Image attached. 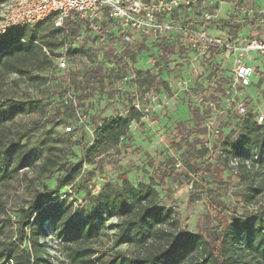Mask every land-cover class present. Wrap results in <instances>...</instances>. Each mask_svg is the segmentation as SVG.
<instances>
[{
    "label": "rangeland",
    "instance_id": "obj_1",
    "mask_svg": "<svg viewBox=\"0 0 264 264\" xmlns=\"http://www.w3.org/2000/svg\"><path fill=\"white\" fill-rule=\"evenodd\" d=\"M6 2L0 0V17ZM263 7L264 0H197L167 13L166 19L185 18L197 23L202 13L208 10L217 14L219 21L231 20L236 23L244 31L245 37H253L264 32V18L259 11ZM248 9L253 11L252 15L246 12ZM253 20L256 23L250 25L249 21ZM36 23L28 26L33 28ZM84 27L83 22L71 23L66 27L68 33L64 34V31L55 29L51 20L42 25L44 35L55 43L52 45L53 52H49L50 65L40 70L36 58H22L32 76L40 74L45 77L46 81L42 84L38 79H28L0 66V102L11 98L28 104L33 102L35 106L34 109L27 106L24 112L4 123L0 138L6 146L13 147L11 143L23 134L20 143L15 145L17 151L29 150L38 156L34 164L0 181V221L3 224L0 250L16 242V221L22 209L31 206L34 201L66 197L74 208H89L106 183L122 185L124 179L134 185L143 182L154 185L159 202L177 211L179 229L209 240L225 227L231 232L235 213H257L263 216V166L249 158L243 160L227 153L220 145V141L227 136L237 138L239 118L244 116L239 117L234 111L229 114L227 110L221 111L222 107H217L221 112H210L200 121V126L206 128L209 117L214 118L210 136L207 137V133L202 130L192 132L195 127L189 106L197 107L202 116L206 107L214 102L208 99V93L205 92L209 86L208 76L212 72L210 65L201 60L195 73L177 38L166 40L138 35L136 41L128 45L114 32L107 42L103 38V31L95 33ZM108 27V24L103 23L104 30ZM208 29L210 33L220 35L227 32L224 28H214L213 24ZM68 35H83L84 38L82 41L73 40ZM64 38L70 40V69L80 73L81 83L74 87L77 95H83L78 105L83 109L81 112L89 116L92 133L103 117L117 114L126 117L136 95L144 90L157 92L166 101L165 107L157 108L146 118L138 122L132 120L128 137L121 143V152L104 155L98 167L95 166L98 156L93 163L85 159L87 148L94 140L93 134L78 125L75 126V132L65 130L73 116L68 109L60 107L58 99L66 79V70L59 69L57 64V57L63 52L60 42ZM158 42L172 45L174 53L164 58ZM252 55L257 59L249 64L259 66L262 71L261 56ZM212 59L214 63L220 64L225 76H230L231 61L221 53ZM97 66L103 69L104 85H101L98 77L86 80L83 76L85 71L93 72ZM260 71L257 70L256 75L252 76L253 84L247 90L246 97L247 111H251L255 117H258L259 112H264V76ZM261 77L263 82L257 84ZM177 80L185 81L187 89H177ZM162 81L166 84H162ZM215 93L220 94L221 91ZM261 124H264V120ZM208 139L209 143L205 145ZM48 159L56 163L50 166ZM44 162L49 165L47 171L40 168ZM195 168L206 169L212 200L226 207L217 216L210 213L208 202L202 195V182L194 174ZM77 171L79 174L73 177ZM249 187H258L259 190L251 191ZM54 190L56 192L50 195ZM115 222V217L104 222V233L92 243L95 255L102 254L106 258L117 249L126 254L137 250L126 243L114 246ZM43 227L46 231L40 234L39 240L45 243L52 261L69 264L62 244L51 235L46 222ZM233 247L237 248V245ZM233 247L228 245L224 255H233ZM246 258L249 264H257L251 254Z\"/></svg>",
    "mask_w": 264,
    "mask_h": 264
},
{
    "label": "trees",
    "instance_id": "obj_2",
    "mask_svg": "<svg viewBox=\"0 0 264 264\" xmlns=\"http://www.w3.org/2000/svg\"><path fill=\"white\" fill-rule=\"evenodd\" d=\"M48 20L54 24L53 17L48 16L38 21L33 28L19 27L0 35V66L20 76L38 79L41 84L44 83L45 77L40 74L32 76L30 69L22 62V58L30 60L36 58L40 70L50 65L49 52H53L52 45L55 43L47 39L42 28ZM81 22L84 24L81 18L73 17V19H66L64 25L67 27L71 23L81 24ZM220 22V28L227 29L232 36H236L242 29L231 20ZM250 24H255V21H250ZM55 29L64 31L57 26ZM63 33L67 34L68 30ZM68 37L73 39L75 36L68 35ZM63 42L64 40L60 42V46ZM158 46L160 50L162 49L164 58L174 53L170 44L158 42ZM218 53L220 52L213 48L202 58L212 68L208 76L209 86L205 90L208 93V99L212 101L216 100L214 93L222 92V86L227 83V76L222 73L220 64L214 63L212 59ZM65 70L66 79L58 99L60 107L72 113L73 119L70 123L74 124L72 132H75V126L78 124L75 121L73 109L67 102L65 103V96L69 86L75 93L74 87L81 83L80 73L75 69L71 70L70 66ZM102 71V67L97 66L93 72L85 71L83 76L86 80L98 77L101 85H104ZM261 75L264 76V73ZM261 82H263L262 77L257 84ZM162 84L166 83L162 81ZM75 95L78 100L83 97L77 93ZM27 106L31 109L35 107L33 102L28 104L11 98L0 102V129L4 123L24 112ZM80 110L83 111L82 108ZM189 110L194 119L195 129L192 132L205 131L206 128L200 126V121L201 117L210 115L211 107L207 106L202 116L195 106H189ZM227 113L230 114L233 111L230 109ZM141 116L139 110L131 108L126 117L117 114L109 118H101L93 128L94 140L87 148L86 161L93 163L98 156L95 162V166L98 167L104 155L110 152L119 154L122 147L121 138L127 139L132 120L138 122ZM88 117L86 115V122L90 125ZM239 120L240 128L237 138L225 137L220 141L221 147L227 153H232L243 160L249 158L264 168V124H258L251 111H247L244 118ZM78 127L84 128L80 125ZM22 136L23 134L11 143L13 147L6 146L0 138V181L9 179L13 173L34 164L38 159V156L31 154L29 150L19 148L20 150L17 151L15 145L20 143ZM48 160L50 166L56 163L55 160ZM40 168L47 171L49 165L44 162ZM78 174L79 171L73 177ZM194 174L202 182V195L208 202L210 213L217 216L220 211L226 210L224 205L212 200L206 169L195 168ZM249 189L259 190L258 187H249ZM55 192L56 190L51 191L50 195ZM20 214L16 221L18 228L16 242L11 247L5 245L1 248V264H58L52 261L44 246L45 243L39 240L40 234L46 231L43 227L44 222L50 227L54 239L62 244L69 264H249L246 258L249 254L257 260V264H264V215L235 213L231 232L228 231V227H225L217 236L209 240L199 234L180 230L177 211L159 202V194L151 183L143 182L134 185L127 179H124L122 185L106 183L89 208H74L66 197H55L48 201L41 199L34 201L31 206L22 209ZM114 217L116 218L114 246L126 243L137 250L126 254L117 249L106 258L102 254L95 255L92 243L104 233V222ZM2 228L3 224L0 221V233ZM228 245L232 247L237 245V248L233 247V255H224Z\"/></svg>",
    "mask_w": 264,
    "mask_h": 264
},
{
    "label": "built area",
    "instance_id": "obj_3",
    "mask_svg": "<svg viewBox=\"0 0 264 264\" xmlns=\"http://www.w3.org/2000/svg\"><path fill=\"white\" fill-rule=\"evenodd\" d=\"M197 0H7L4 13L0 17V35L5 32L32 25L35 22L52 16L54 25L67 28L64 25L66 19L73 17L84 20V26L91 32H102L103 38L108 40L111 33L120 38L124 43L131 45L136 41L138 35L150 38L171 39L177 38L179 45L186 51L187 58L192 70L196 73L200 61L213 48L231 61L230 76L222 88L220 94L215 93L216 102L211 103V114L222 107L221 111L232 110L238 116H245L247 113V90L252 82V76L260 71L259 66H252L249 62L257 59L252 54L261 56V63L264 73V32L262 35L244 37L240 34L232 36L228 31L224 35L210 33L208 27L219 29L221 22L217 14L212 11L203 12L200 21L192 23L182 19H166L167 13L179 10L182 5L195 3ZM263 14L264 7L259 10ZM249 15L253 11L248 9ZM103 23L108 24V29L102 28ZM84 36H76L73 40H81ZM69 39H64L62 44V55L57 57V64L62 70L68 69V47ZM121 51V50H118ZM134 78L135 75H132ZM177 89H187L185 81L177 80ZM215 86V85H214ZM73 109L75 121L83 126L90 134L92 130L86 122L85 113L81 112L78 99L69 86L66 91L65 103ZM165 100H162L157 92L144 90L136 95L131 108L139 110L141 118H146L157 108L165 107ZM218 110V112H221ZM257 123L264 120V112H259L256 117ZM214 118L209 117L206 123L207 137L210 136L211 126ZM74 124L67 125L65 130L70 132ZM215 131H217L215 129ZM124 137L121 138V141ZM205 141V145L209 142Z\"/></svg>",
    "mask_w": 264,
    "mask_h": 264
},
{
    "label": "crops",
    "instance_id": "obj_4",
    "mask_svg": "<svg viewBox=\"0 0 264 264\" xmlns=\"http://www.w3.org/2000/svg\"><path fill=\"white\" fill-rule=\"evenodd\" d=\"M254 21V20H253ZM256 23V22H255ZM249 24H250V21H249ZM250 25H252V24H250ZM254 25V24H253ZM254 27V26H253ZM249 28H251V26L249 27ZM238 34H240L241 35V37L242 36H244L245 37V35H244V31L241 29V31L238 33ZM248 38V37H247Z\"/></svg>",
    "mask_w": 264,
    "mask_h": 264
}]
</instances>
